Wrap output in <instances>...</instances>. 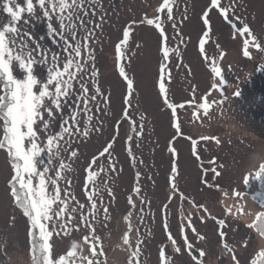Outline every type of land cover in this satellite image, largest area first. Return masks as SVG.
I'll return each mask as SVG.
<instances>
[{
    "label": "rangeland",
    "instance_id": "1",
    "mask_svg": "<svg viewBox=\"0 0 264 264\" xmlns=\"http://www.w3.org/2000/svg\"><path fill=\"white\" fill-rule=\"evenodd\" d=\"M162 2L91 0L84 20L87 29L93 33L91 40L94 42L90 43V48L94 50L95 59H87L85 53L87 71L80 76L89 88V95L96 94V86L100 88V94L89 105L92 109L89 112L92 130L88 138L78 137L71 141V146L78 148V154L68 161L71 168L64 173L65 179L60 181V188L67 189L80 203L87 204L85 169L93 156L97 157L92 170L98 174L95 177V198L99 212L95 227L105 252L104 256L96 258L100 264H105V260L106 264H126L128 252L123 250L126 246L122 245V238L129 222L132 248L135 249L137 239L143 241L140 245V264H160L161 246H166V255L176 264L177 257L173 254L168 232L183 246L180 226L187 223L188 218L206 237L205 241H200L191 229H186L190 241L205 250L203 264H228V254L221 255L218 219L226 221L227 226L223 230L227 233V242L235 247L240 264H252L257 254L264 250V237L255 229L246 227L256 218L257 212L264 211V205L260 204L264 190L254 179L260 164L264 163V52L250 47L251 59L244 57L242 47L245 37L239 34L234 37L231 24L216 8L209 12L210 32L208 37H204L208 29L201 17L210 0H175L172 20L167 18L166 10L160 14L168 37L169 56L164 60L158 29L154 25L140 23L145 15L149 18L156 16ZM234 2L235 16L247 23L264 44V0ZM17 3L26 7L24 0H17ZM232 3L233 0H220L221 7L230 9L229 20L233 19ZM2 8L3 0H0V25L10 19ZM240 21L233 22L242 27ZM48 23L39 7H35V15L23 13L18 24L21 33L28 34L25 40L29 48L39 44L47 52V63H36L33 67V74L41 82L47 79L48 69L53 63L52 53L60 54V68L66 56L63 42L59 35L49 32ZM51 23L59 28L55 14ZM96 24L98 28L94 27ZM125 27H130V36L122 49L125 54L119 63L134 82L127 118L124 117L127 82L119 74L116 56V44L123 38ZM84 35L86 33L81 30L80 38ZM201 38L205 40L203 53L200 50ZM221 51L226 53L222 60L219 58ZM205 55L208 60H205ZM212 58L223 70L224 84H219V78H214L211 73ZM162 62L167 65L166 73H171L170 82H167L166 76L169 101L185 105L175 111V120L181 129L179 133L173 126L172 109L165 105L159 94ZM93 64L98 70L94 81L91 76ZM13 72L17 78L25 75L16 62L13 63ZM213 82L219 84L218 89L211 90ZM74 87L79 90L80 83H75ZM210 90L208 101L217 103L213 104L206 117L198 105L200 98ZM237 91L239 96L234 95ZM105 98H108L107 102ZM195 111L200 112L199 119L193 116ZM86 122V118L81 117L82 127ZM201 136H216L220 144L211 139L202 141ZM192 140L197 141L195 146ZM108 143H111L109 152L99 156ZM62 155L67 156V153ZM213 157L216 158L215 164L211 163ZM220 165L223 167L220 168ZM214 167L222 173L215 180L219 190L213 184ZM10 175L6 152L0 150V264H31L26 243L27 218L12 203L7 185ZM245 175L249 177L247 185L244 183ZM205 179L213 185L212 188L203 183ZM69 180L70 185L67 183ZM108 189H111L112 196L108 195ZM233 189L242 195L233 196ZM92 190L93 185L89 184L87 191ZM193 201L205 205L208 212L218 219L208 218L201 223L200 217L206 213L198 210ZM104 207L109 213L106 222ZM228 209L231 211L228 212ZM12 216H15L14 223L10 219ZM125 217L128 219L125 220ZM165 223L168 232L165 231ZM70 243L69 239L61 241L56 237V254L65 253ZM76 264H80L79 256Z\"/></svg>",
    "mask_w": 264,
    "mask_h": 264
},
{
    "label": "snow or ice",
    "instance_id": "2",
    "mask_svg": "<svg viewBox=\"0 0 264 264\" xmlns=\"http://www.w3.org/2000/svg\"><path fill=\"white\" fill-rule=\"evenodd\" d=\"M26 7H22L17 0H3V12H6L10 19L9 22L0 25V150L6 152L9 166L11 169L10 179L7 181L9 195L15 208L19 209L24 217L27 218V250L30 256L31 264H76L79 256L80 264H100L96 258L104 256V248L102 238L97 235L95 223L98 220V204L96 200L97 191L95 190V177L98 175L92 170V165L96 163L97 157L93 156L89 167L85 169L87 173L84 181L86 189L87 204L80 203L74 194L67 189L60 188V181L65 179L64 173L69 171L71 164L68 161L77 157L78 148L71 146V141L78 137L87 139L91 129L92 117L89 112L92 111L89 105L97 99L100 94V88L95 87V95H89V88L83 83L80 76L87 71L85 68L87 59L94 61L93 49L90 43L93 35L92 31L87 29L84 16L88 14V6L91 0H24ZM14 5V6H12ZM175 0H163L157 8V15L149 18L147 15L140 23L154 25L160 35V51L163 53V59L169 56L167 47L168 37L161 23V13L167 11V18L173 19V7ZM235 2L230 5L233 12V19L229 20V8L221 7L220 0H210V5L204 10L201 19L208 29L204 32V37L209 36L210 23L209 12L212 8L219 10L225 21L231 24L233 28V36L239 34L245 37L243 40L242 55L251 59L249 48H255L264 52V44L253 33L251 27L247 23L240 21L239 16H235ZM35 7H39L45 18L49 20L48 29L50 33L59 35L60 41L63 42L62 49L66 53L63 66L60 68V54L52 53V65L48 69L46 81L41 82L37 76L33 74V67L36 63H47V52L41 45L36 44L34 48H29L25 37L27 33H21L19 30V22L22 14L27 13L29 16L35 15ZM55 14V19L59 28L53 27L51 23ZM187 17H185L186 19ZM77 21L79 23H77ZM233 21H240L243 26L237 27ZM27 23V20H24ZM135 23V22H133ZM94 27L98 28L96 24ZM175 29V24L173 25ZM84 31L86 35L80 38V31ZM130 36V27L123 30V38L119 39L116 44L117 67L119 74L127 82L128 94L124 97V117H128V107L131 106L130 96L133 91L134 82L130 79L125 68L119 61L124 56L122 49L128 43ZM29 39L31 37L29 36ZM204 38L200 39V50L204 52ZM217 47H219L217 45ZM226 55L225 52L219 53L222 60ZM36 57L42 59L37 60ZM205 60H208L205 55ZM18 64V68L25 73L23 78H17L13 72V63ZM167 65L160 64V76L158 80L159 94L163 97L165 105L172 109L174 123L177 133L181 131L180 125L175 120L176 109L183 108L185 105H176L171 103L168 98L169 89L166 87L167 82L171 80L170 71L166 73ZM211 73L214 78H219V84H224L225 79L223 70L218 66L215 58H212ZM98 75V70L93 64L91 76L93 81ZM78 76L80 79L78 80ZM80 83L79 90H76L75 83ZM219 84L213 82L211 90L219 88ZM209 93L202 96L198 109L203 110L204 116L207 117L213 104L208 101ZM234 95L239 96L237 91ZM108 98H105L107 102ZM188 103H191L189 101ZM193 116L199 119L200 112H193ZM81 117L86 118L87 122L81 126ZM119 121H117V125ZM99 131V129H95ZM115 137H113V140ZM191 139V137H189ZM213 140L220 144V140L216 136H201L200 140ZM195 146L197 141L192 140ZM68 146V147H66ZM111 143L103 148L99 156H104L109 152ZM67 153V156L62 153ZM212 164L216 163L213 157ZM220 168L223 165L219 166ZM101 171L103 169L101 168ZM176 169L173 167V172ZM54 173V175H51ZM214 174L213 184L219 190V185L215 184V180L221 176V172L216 167L212 168ZM254 179L264 182V163L259 166ZM70 185L71 181H67ZM205 185L212 188L213 185L208 184L207 180L203 181ZM244 183H249V177L245 175ZM89 184L93 185L92 191H87ZM175 191V184L172 185ZM108 195L112 196L111 189H108ZM136 191H139L136 189ZM227 196V192L224 193ZM242 193L233 189V196L239 197ZM183 198V197H182ZM102 200L100 204H102ZM131 203V198H129ZM194 206L206 213L200 217L201 223L206 222L208 218L217 220L208 212V208L202 204ZM264 205V200L260 201ZM87 207V211L85 208ZM228 212L231 210L228 209ZM243 214L242 210H239ZM104 221L109 219L108 208H103ZM192 214H189V217ZM11 221L14 223L15 216ZM128 218L125 217V220ZM220 230L218 237L220 239V247L222 248V257L226 252L228 254V264H240L236 255V249L227 242V233L223 230L226 227L224 219H218ZM11 226V225H10ZM107 226L106 223L103 224ZM247 228L255 229L261 237H264V211L257 212L256 218L246 225ZM186 229H191L192 233L200 241H205L206 237L201 235L194 226L190 218L187 223H181L180 235L183 240V246H180L172 234L168 232L167 223H165V231L168 232V239L173 246V254L177 257L176 264H203L206 256L203 248H197L189 239ZM132 231L129 222L128 229L122 238V245L126 246L123 250L128 252L126 264H140L141 247L143 243L140 239L136 241L135 249L130 243L129 234ZM76 234L75 236L73 234ZM61 241L69 239L71 241L68 250L60 255L55 252V238ZM246 248L247 245L245 244ZM99 249V251H97ZM85 253H87L85 255ZM264 257V250L259 252ZM160 264H173V259L166 255V246L159 249ZM106 264V260H105ZM252 264H256L253 260Z\"/></svg>",
    "mask_w": 264,
    "mask_h": 264
},
{
    "label": "trees",
    "instance_id": "3",
    "mask_svg": "<svg viewBox=\"0 0 264 264\" xmlns=\"http://www.w3.org/2000/svg\"><path fill=\"white\" fill-rule=\"evenodd\" d=\"M259 171V170H258ZM259 184L261 186V188L264 190V182L259 181ZM261 200H264V193L261 195L260 197ZM254 260L256 261V264H264V257L260 256L259 253L258 255L254 258Z\"/></svg>",
    "mask_w": 264,
    "mask_h": 264
}]
</instances>
